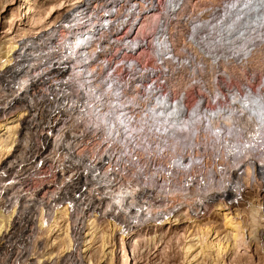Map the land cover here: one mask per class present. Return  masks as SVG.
<instances>
[{"label": "bare ground", "instance_id": "bare-ground-1", "mask_svg": "<svg viewBox=\"0 0 264 264\" xmlns=\"http://www.w3.org/2000/svg\"><path fill=\"white\" fill-rule=\"evenodd\" d=\"M85 1H54L47 8L46 18L32 21L38 29L20 32L19 38L9 31L6 46L0 48V70L8 69L1 81L0 98L10 91L14 82L17 90H12V97L20 92L19 101L12 104L11 112L8 115L3 112L4 116L0 113V161L3 162L0 167V201L3 202H0V235L11 219H14L12 238L27 235L31 223L28 209L33 198L21 196L17 183L10 177L3 179L2 175L12 167L7 159L15 155L17 142L23 139L22 127L17 123L24 119L26 107L35 100L29 84L39 90L44 87L33 82L43 72L41 66L45 64L42 62L47 60L49 53L47 44L60 34L61 50L65 54L59 58L61 66L51 71L58 76L54 77L55 83L65 84L71 79L75 94L71 101L80 106L76 120L85 126V132L95 141V152L97 148L103 149L98 155H107L110 161L113 152L106 149L112 145L110 150L119 154L104 172H100L99 178L96 176L98 182L108 189L107 208L120 209L128 216L135 208L134 218L141 213L140 225L135 232L126 235L116 224L112 229V235L117 236V231L119 234L121 264H131L132 244H137L148 224L152 223L149 228L171 224L176 218L172 213H175L173 207L177 203L176 207L185 205L193 211V205L204 203L214 193L234 190L240 194L243 184L237 178V171L243 163H246L241 165H245V172L252 166L260 168L258 176L264 179V0H166L160 9L155 0H149V3L135 0L134 6L123 17L121 6L128 0H105L102 4L100 0H88L81 6ZM64 8L70 13L61 21L63 25L59 29L51 22L47 23L46 20ZM31 12L33 8L28 5L25 15ZM8 20L11 23L12 16ZM123 26H126V32L119 40L115 34ZM146 34H151L149 44L138 38ZM31 35L34 38L31 37L33 40L23 52L17 43ZM118 43L123 49L117 56L127 66L131 57L141 55L145 47L148 49L147 56L161 71H158L159 81H164L165 94L157 86H144L149 77L147 72L152 74L153 68L145 69L134 59L130 62L140 68L136 71L133 68L138 79L135 82L124 79L112 64L113 60L108 58ZM127 50H130L131 57L125 56ZM16 61L17 66L12 68V62ZM112 70L114 73L109 75ZM220 80L226 84L235 81L248 88H253L252 84L257 80L259 83L254 91L247 89L242 93L246 88L242 92L233 89L230 103L222 106L220 98L225 97L219 88ZM192 90L201 95L190 105ZM202 99L208 104L214 100L217 106L203 110ZM210 156H213L212 160L208 159ZM133 157H136L135 161ZM151 160L155 161V168L150 165ZM114 166H119L117 173ZM109 170L110 175L114 174L112 178L108 177ZM120 176H124L127 182ZM113 177L122 181L114 190L110 186ZM8 181L10 183L6 184ZM146 189L156 191L160 205L156 206L149 196L142 197L148 203L145 208L135 203V192ZM20 207L21 213L18 214ZM43 208H39L36 215L37 230L41 227L46 236L51 237L53 245L60 241L63 250L72 253L75 249L71 251L73 242L69 228L63 223L67 228L65 231L62 224L64 214L59 212L50 221L41 213ZM261 212L260 205H253L248 213L247 243L257 238L263 223ZM224 219L231 229V239L243 243L245 237L241 224H235L227 217ZM109 225L112 224H108L110 230ZM18 241L24 242L23 239ZM84 245L87 249L89 243ZM20 246L16 244L18 250L26 249ZM10 248L15 251L14 241Z\"/></svg>", "mask_w": 264, "mask_h": 264}, {"label": "rangeland", "instance_id": "rangeland-1", "mask_svg": "<svg viewBox=\"0 0 264 264\" xmlns=\"http://www.w3.org/2000/svg\"><path fill=\"white\" fill-rule=\"evenodd\" d=\"M54 1L56 0H0V48L6 46L5 41L9 37L8 35L9 31L12 32V36L17 37L19 35L18 33L20 32L30 31L31 29L33 30L38 29L37 28L38 25L33 24L34 19L35 20L39 19V17L46 18L45 13L47 11V8ZM59 1L69 2L71 0H59ZM87 1L83 2L81 6H83ZM134 1L135 0H128L122 3L121 6L122 17L126 15V12L127 11L129 12L130 8L134 6L135 4ZM146 1L149 3V0ZM155 1H156L155 5H157V8L160 9L166 0H155ZM99 2L104 3L105 0H100ZM28 5L32 6L33 12H31L30 15L27 14L25 15ZM223 6L225 7L226 5L224 4ZM69 13L70 12H68V8H64L63 10L57 11L50 19H48L49 21L48 20L46 21L47 23L51 22L54 27L57 24H60V22L63 21L67 16V14ZM11 16H12V22L9 23L8 19ZM125 32H126V26H123V28L120 29L118 34H115V38L122 40L124 38ZM34 36L31 35L23 40H20L17 43V45L22 49L23 52H25L24 51L25 48L28 47L29 42L33 40ZM138 38L140 40L142 39L147 40L149 44L151 40V34L149 35L146 34L143 38L139 36ZM26 42H28V44H26ZM120 44L121 43L114 45V46L117 45V47L115 50L112 51L111 56L108 58L113 60V61L111 60L113 62L112 64L116 65V67L119 69L118 70L119 73L121 72H123V74L125 73L124 79L130 82L137 81L139 75H137L135 71L136 69H140V68H137V64L133 65L132 62H130L131 60L134 59L136 60V62L139 61V63L142 65L141 67H145V69L148 68V70H150L153 68L152 74H154L155 77H153L152 74H149V72H147L148 73L147 75H149V77L148 79L146 78L144 86H146L147 88L152 86L153 87L157 86L158 88H161V91L165 94L167 92V88H165L164 81H162V79L159 81L161 76L158 71H160V69L157 68L155 65H153V60L147 56L146 51H148V49L145 47L146 50L142 52L141 55L139 56L135 55L136 58L131 57L132 54L130 55L129 53L130 50L124 52L125 56L131 57L126 62L128 66H130L131 68L130 69L126 64L122 63V61L119 60V56H117V54H120L121 50L123 49V47L120 46ZM118 49L119 51L116 52ZM17 62L18 61L14 63L12 62L11 67L12 68L16 67ZM133 68L135 71L133 70ZM7 71L8 69L0 70V77H3ZM125 75L127 77H125ZM219 82H220L219 88L222 91L223 96L225 97V99L223 97L220 98V104H222V106H225L226 104H228V102L230 103L229 101L230 93L233 92V89H237L239 90V92H242V90L246 88L244 89L245 91H243L242 93L247 92V89L248 90L253 89L252 91H254L259 83V80H257L252 84L253 88H251V86H249V88L247 86L244 87L242 85L237 84L235 81H232V83L229 81L227 82V84L225 83L224 80H220ZM13 84L14 83H12V86ZM199 95L201 94H199L197 90H192V96H190V101H191L190 105L194 104V101L199 97ZM203 101L204 99H202V103ZM213 102L215 101L213 100L211 104H208L207 101H204L203 110L208 108L209 109L215 108L217 104ZM1 115L2 114H0V120L2 118ZM21 121L22 120L18 121L17 124L22 125ZM17 150L18 152L21 151L19 147H16V151ZM16 151L14 154L18 153ZM13 159L14 156H11L10 158L7 159V161L11 162L12 167H10V169L4 175H2L3 179H8L9 177H12V173L14 172V166H15L13 165ZM208 159L212 160L213 156H210ZM2 163L3 162L0 161V167H2ZM149 163L151 166H153V168H155L154 166V164H156L155 161L152 162L151 160ZM241 165L240 168L238 167L241 170V172H238L239 174L237 175V178L241 180L240 183L243 185L241 184L240 185L241 188L242 186L243 188L241 189L242 193L237 204L231 205L230 202H228V197H223L221 194L219 195V193L218 194L214 193L210 195L211 198H209V201L205 200V202H207L206 203L207 208L204 209V212L201 214H198L199 207H202V205L200 206L199 204H195L197 207L193 205L194 212L185 205L179 207H176L178 203L176 204V206L175 204L172 205V207L175 206L173 207V209H175V213H172L173 214L172 216L175 215L176 218L175 217L173 219L171 218L172 223L161 228L158 227L149 228L148 225H151L152 223L146 226L147 228L146 230H144L143 232L144 234L142 235V237L138 238L139 241L137 242V244H132L131 247L132 252L130 254L131 264H264V216H262L263 223L262 226L259 227V233L257 235V238L251 239L250 241H248V243L246 242L247 238L249 237L250 224H249L248 213L251 207L253 205H260L262 210L261 214L263 213L262 215H264L263 212L264 179L262 180L260 179V176H258L259 174L258 172H260V168L258 169V167L256 166L254 167L252 166L253 164H251L252 168L250 169L245 167L247 168L245 172V169H243L245 165L244 166ZM112 175H108V177L112 178ZM120 177L121 179L124 178V176H120ZM113 180L116 181V178L113 177ZM125 182H127V180H125ZM8 183H10V181H8L7 184ZM119 183L122 184V181H120ZM147 190L148 189L145 190L146 192L141 191L139 192V194H143V196L146 198L147 196H150L148 195L150 194V190L148 191ZM43 193H44V189H42V191L39 190L38 192L39 195L37 197H40ZM13 199L14 197H12V200ZM19 199L20 201H23L21 200V198ZM39 208H43V206H40L34 200H30L28 211L30 212L31 223L27 228L28 232H26V234L29 237H27V235H24L22 238L17 236H13L12 238V229H13L12 220L14 222V219H11L9 221L10 224L6 223L7 227L0 235V264H33V263L34 264H121L119 259V257L121 256L119 234L117 233L116 236L115 233H113L112 235V229H114L115 227V226L113 227V225L116 223L109 221L110 224H112L109 225L110 226L109 228H111L110 230L108 229L109 222H100L99 224L97 223L96 226L94 227L96 229H93V233L91 234V236H88L89 240L87 239L88 241L86 240L83 243V245L86 244V242L87 244L89 243L88 248L85 249L86 248L85 247L84 249H82V251H80L82 247L79 249L75 248V250L72 248L71 251L74 250L73 251L74 253L73 252L68 253L67 251L63 250L60 241L59 242L55 241L56 244L53 245L52 244L53 241L51 240V237L46 236V234L44 233L45 231L42 230L41 227L37 230L35 225V219ZM176 208H178V210ZM43 209L41 210V213L47 214L46 209L44 210ZM195 210L197 211L195 212ZM1 211L3 210L1 209ZM20 211H21V207L18 208V214L21 213ZM56 214H59V212H57ZM225 217H227V219H231L232 222H234L235 224L238 225L241 224L240 226L243 227L242 234L245 237V238L243 237L245 240L243 243H241V241L235 243L231 239V232H230L231 229L226 226L225 224L226 220L224 219ZM44 218H46L45 215ZM48 218L49 216L46 219ZM63 219L64 220L62 221V224L63 223L66 224L64 222L65 218ZM48 220L52 221L53 218L52 219L49 218ZM105 223L107 225H104ZM64 224H63L64 230L67 231V228H65ZM101 229L102 231L100 232ZM103 234H105L104 235L105 237L103 236ZM103 237H104L105 247L102 246ZM22 239L24 240V242L18 241ZM12 241L15 242L14 252L10 248V245H12ZM115 242L117 243V245H115ZM126 243L129 246L130 241L127 240ZM16 244H21L23 248H26L28 250L26 249L18 250ZM106 247H108L107 250ZM220 247L222 249H220ZM83 250L85 251V253ZM77 252L79 253L80 257L77 256L78 255ZM70 254L72 256L74 255V257H72ZM68 255L70 257L69 260L67 259Z\"/></svg>", "mask_w": 264, "mask_h": 264}, {"label": "built area", "instance_id": "built-area-1", "mask_svg": "<svg viewBox=\"0 0 264 264\" xmlns=\"http://www.w3.org/2000/svg\"><path fill=\"white\" fill-rule=\"evenodd\" d=\"M61 23L56 25L57 29L63 25ZM60 41V34H57L53 41L47 44L46 51L49 53L45 58L47 60L42 62L47 69L41 66L43 72L33 82L38 83L39 87L44 85L42 90L34 89L35 86L31 87V83L29 84L28 88L32 90L35 100L24 111L25 117L21 121L23 139L17 142V147L21 151L17 150L18 153L14 155V172L10 178L17 183L20 194L33 198L40 206L46 208V216L49 218L59 215L57 212L63 213L72 238V248L84 249L83 243L91 236L97 223L114 222L127 235L139 228L138 218L141 213L139 217L134 218L132 217L133 213L135 214L134 208L130 211L133 212L131 216L124 214L120 209L107 208L109 192L98 182V178L100 172H104V168L111 165L119 154L118 151L110 150L112 145L106 149L113 152L110 161L107 155H98L103 149L97 148L95 152L93 149L95 141L85 132V126L76 120L75 115L79 112L80 106L71 101L72 96H75L71 88V79L65 84L55 83L54 77L58 76L51 74V71L61 66L62 61L59 62V58L65 54V51L61 50ZM67 54L69 55V50ZM113 73L114 70L110 71L109 75ZM121 73L124 76L125 73ZM69 76L70 73L66 74L65 79ZM2 78L0 77V86ZM9 88L10 91L0 98L2 108L0 113L4 112L7 115L11 112L10 109L12 110V104L19 101L20 97L19 91L14 98L12 97V90L16 91L17 86L14 84L12 86L11 83ZM105 156L106 160L103 161ZM135 160L136 157H133V161ZM118 167L114 166L115 173ZM108 172L110 175L111 171ZM120 184L117 180L110 183L111 189H118ZM42 189L44 193L37 197L39 190ZM155 194V190L150 191L149 198L155 200V205L158 206L160 202L155 198ZM220 194L228 197L231 205H235L241 196V188L240 194L234 190ZM142 196L143 194L136 191L134 201L145 208L148 203ZM206 203L199 204L202 207H199L198 214L204 212Z\"/></svg>", "mask_w": 264, "mask_h": 264}]
</instances>
